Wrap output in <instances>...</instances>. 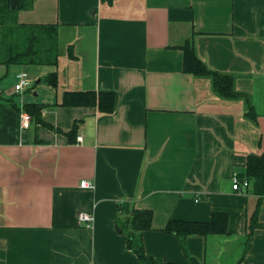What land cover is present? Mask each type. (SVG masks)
Masks as SVG:
<instances>
[{"label": "crops", "instance_id": "obj_1", "mask_svg": "<svg viewBox=\"0 0 264 264\" xmlns=\"http://www.w3.org/2000/svg\"><path fill=\"white\" fill-rule=\"evenodd\" d=\"M30 1L16 20L56 26L58 64L0 65V264H138L118 225L122 203L152 212L141 236L158 262L192 264L164 231L170 219L206 222L219 212L227 233L187 237L188 255L264 264V196L252 229L258 198L251 185L232 188L247 156L264 153V0ZM187 39L209 69L234 78L256 122L243 100L222 99L208 79L183 71ZM52 72L56 87L43 84ZM20 73L41 81L16 93ZM85 91L114 93V112L56 104ZM26 103L43 104L58 131L21 128Z\"/></svg>", "mask_w": 264, "mask_h": 264}, {"label": "trees", "instance_id": "obj_2", "mask_svg": "<svg viewBox=\"0 0 264 264\" xmlns=\"http://www.w3.org/2000/svg\"><path fill=\"white\" fill-rule=\"evenodd\" d=\"M111 3L112 0H102ZM32 1L18 0L13 6L12 0H0V65H26V66H57V38L55 25L19 24L15 14L19 10L30 7ZM183 71L196 78L208 79L211 88L218 97L225 100H243L246 110L245 117L256 122L257 113L251 105L246 94L239 92L234 87V78L229 74L209 69L197 56L190 39L182 46ZM70 57L71 49H69ZM49 86L56 87L58 77L56 72L47 74L43 79ZM35 87V83L31 88ZM116 98L111 92H64L61 100L56 103L64 107H96L102 114H111L115 109ZM43 104L26 103L23 110L29 114L31 122L51 130L52 125L42 118ZM19 110V109H18ZM20 111V110H19ZM77 131V123L72 129L64 133L69 142ZM239 181L246 179L251 185V192L257 196L258 202L255 211L250 217V227H258L257 216L260 209L261 198L264 196V153L250 154L246 159L244 173L238 175ZM120 216L124 218L119 228L126 234V248L132 251L138 264H172L158 262L153 257L146 255L142 242V232L151 229L152 212L149 210L134 209L128 204L119 205ZM228 227V214L212 213L209 221L194 222L170 219L164 231L178 237L184 255L192 264H200L195 258L190 257L186 250L185 239L189 236H207L211 234H226Z\"/></svg>", "mask_w": 264, "mask_h": 264}, {"label": "built area", "instance_id": "obj_3", "mask_svg": "<svg viewBox=\"0 0 264 264\" xmlns=\"http://www.w3.org/2000/svg\"><path fill=\"white\" fill-rule=\"evenodd\" d=\"M31 86H32V82L28 78V75L26 73H20L17 76V82H16V84L14 86V91L16 93H24L26 90L30 89ZM18 117H19V122H20L21 128H28L30 126V124H31L30 116L23 109H20V111L18 113ZM81 142H82V136H81V134H78L76 136V143L80 144ZM249 185H250L249 181H247L246 179H244L243 181H239L238 176H235L233 178L232 188L234 190H238L241 187L246 188ZM80 187L92 189V188H94V185L89 183L88 181H81L80 182ZM78 219L80 221L86 223L87 226H91L92 225L93 218L89 214L80 213L78 215Z\"/></svg>", "mask_w": 264, "mask_h": 264}, {"label": "water", "instance_id": "obj_4", "mask_svg": "<svg viewBox=\"0 0 264 264\" xmlns=\"http://www.w3.org/2000/svg\"><path fill=\"white\" fill-rule=\"evenodd\" d=\"M18 0H12V5L14 6L17 3ZM41 79L36 80L34 83L35 85L39 84Z\"/></svg>", "mask_w": 264, "mask_h": 264}, {"label": "rangeland", "instance_id": "obj_5", "mask_svg": "<svg viewBox=\"0 0 264 264\" xmlns=\"http://www.w3.org/2000/svg\"><path fill=\"white\" fill-rule=\"evenodd\" d=\"M46 68V67H45ZM35 82V80H33V83ZM32 83V84H33ZM44 85H48L47 83H43ZM36 86V85H35ZM43 87V86H42ZM41 91H43V88L40 89Z\"/></svg>", "mask_w": 264, "mask_h": 264}]
</instances>
